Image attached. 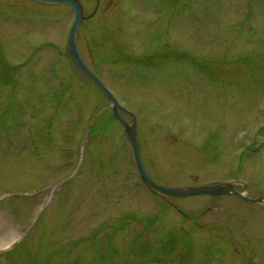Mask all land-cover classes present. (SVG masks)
<instances>
[{"label":"rangeland","instance_id":"374dc122","mask_svg":"<svg viewBox=\"0 0 264 264\" xmlns=\"http://www.w3.org/2000/svg\"><path fill=\"white\" fill-rule=\"evenodd\" d=\"M78 1L80 55L135 116L150 179L264 197V0ZM72 19L0 0V264H264V202L142 187L67 58Z\"/></svg>","mask_w":264,"mask_h":264},{"label":"water","instance_id":"95a60500","mask_svg":"<svg viewBox=\"0 0 264 264\" xmlns=\"http://www.w3.org/2000/svg\"><path fill=\"white\" fill-rule=\"evenodd\" d=\"M44 5H60L65 4L72 9L73 20L68 29L65 39L66 55L75 69V71L88 83H90L108 102L112 117L121 126L126 139L130 145L132 159L135 168L138 172L140 182L145 189L151 193L161 196L163 198H186L192 196L208 195L214 198L222 196H236L241 200L250 204H260L264 202V197L258 199L249 198L246 194L237 192L234 187L237 183H221L212 186H189V187H166L156 184L148 176L140 153V145L136 129L135 116L120 106L118 101L114 98L112 93L104 86L102 81L94 74V72L85 64L77 46V32L81 22L83 21V10L78 0H28ZM131 118L128 123L124 117ZM245 186H243V189Z\"/></svg>","mask_w":264,"mask_h":264},{"label":"flooded vegetation","instance_id":"af4514ba","mask_svg":"<svg viewBox=\"0 0 264 264\" xmlns=\"http://www.w3.org/2000/svg\"><path fill=\"white\" fill-rule=\"evenodd\" d=\"M238 188L236 187L235 190H237Z\"/></svg>","mask_w":264,"mask_h":264}]
</instances>
